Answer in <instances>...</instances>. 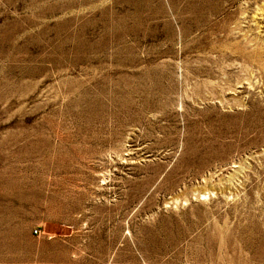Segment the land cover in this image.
Listing matches in <instances>:
<instances>
[{
  "label": "rangeland",
  "instance_id": "1",
  "mask_svg": "<svg viewBox=\"0 0 264 264\" xmlns=\"http://www.w3.org/2000/svg\"><path fill=\"white\" fill-rule=\"evenodd\" d=\"M0 264H264V0H0Z\"/></svg>",
  "mask_w": 264,
  "mask_h": 264
},
{
  "label": "built area",
  "instance_id": "2",
  "mask_svg": "<svg viewBox=\"0 0 264 264\" xmlns=\"http://www.w3.org/2000/svg\"><path fill=\"white\" fill-rule=\"evenodd\" d=\"M36 233H37V231H36Z\"/></svg>",
  "mask_w": 264,
  "mask_h": 264
}]
</instances>
